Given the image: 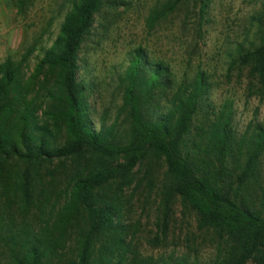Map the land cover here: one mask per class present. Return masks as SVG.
Segmentation results:
<instances>
[{
	"label": "trees",
	"instance_id": "trees-1",
	"mask_svg": "<svg viewBox=\"0 0 264 264\" xmlns=\"http://www.w3.org/2000/svg\"><path fill=\"white\" fill-rule=\"evenodd\" d=\"M185 1H157L147 11L145 29L167 21ZM211 1L197 0L199 29ZM125 5L70 0L32 75L22 80L10 60L0 62L4 264H123L127 245L119 197L138 186L136 170L152 159L163 165V218L176 197L194 214L197 228L212 229L219 238L216 264H264V118L238 132L232 102L213 101L204 72L177 80L167 64L138 47L120 81L124 131L117 134L114 122L93 127L78 54L96 17L102 19L100 10L118 13ZM256 25L255 43L235 44L225 75L246 70V91L261 100L264 6ZM74 233L76 252L64 261L65 241Z\"/></svg>",
	"mask_w": 264,
	"mask_h": 264
},
{
	"label": "rangeland",
	"instance_id": "rangeland-1",
	"mask_svg": "<svg viewBox=\"0 0 264 264\" xmlns=\"http://www.w3.org/2000/svg\"><path fill=\"white\" fill-rule=\"evenodd\" d=\"M125 1L127 5L117 9L118 13L105 6L100 10L102 19L96 17L78 54V76L86 87L95 129L114 122L117 134L124 131L123 114L118 115L120 81L131 51L138 47L167 64L177 80L192 77L196 70L204 72L213 87V101L232 102L238 132L261 124L264 97L258 100L246 91L247 71L238 74L232 70L226 76L225 69L236 43L246 48L255 43L256 19L263 13L264 0H212L200 29L197 0H186L152 31L145 29L144 19L148 9L163 0ZM69 7L70 0H0V62L10 60L26 80ZM28 49L32 53L24 62L21 58ZM162 174L160 161L145 162L134 174L138 186L119 197V222L127 245L123 264H216L219 238L212 229L197 228L194 214L178 198L168 202L163 218L158 194ZM78 237L74 233L66 239L64 261L75 254ZM5 259V249L0 246V264Z\"/></svg>",
	"mask_w": 264,
	"mask_h": 264
}]
</instances>
